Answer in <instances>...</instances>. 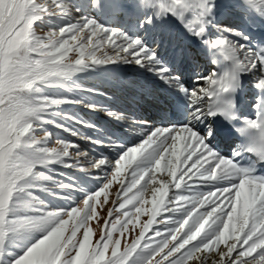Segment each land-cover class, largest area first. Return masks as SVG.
<instances>
[{"label": "snow or ice", "instance_id": "6c2138e0", "mask_svg": "<svg viewBox=\"0 0 264 264\" xmlns=\"http://www.w3.org/2000/svg\"><path fill=\"white\" fill-rule=\"evenodd\" d=\"M129 70L175 118L132 145L75 111L128 120L79 81ZM53 128L114 155L53 146ZM0 264H264V0H0Z\"/></svg>", "mask_w": 264, "mask_h": 264}, {"label": "bare ground", "instance_id": "6f19581e", "mask_svg": "<svg viewBox=\"0 0 264 264\" xmlns=\"http://www.w3.org/2000/svg\"><path fill=\"white\" fill-rule=\"evenodd\" d=\"M224 23L229 25H239L241 21L239 17L230 16L224 19ZM254 31L258 32L259 30L254 29ZM168 41L169 36L165 34V44L161 47V52L165 53L167 56L170 55L169 57H171L178 41L174 37L172 38L171 44H169ZM199 61L200 71L203 74H207L213 66L207 63L206 58L203 56L199 57ZM187 67V64L181 66L186 76L190 74L187 72ZM92 75H89V77ZM138 77L139 73L130 70L123 72L120 76V81H114L115 88H113V85L107 84L105 87L107 92L103 96V98L108 99L109 101L107 108L112 111L120 112L128 117V120L118 122L113 117L104 116V119H100L101 130L105 128L109 129L112 133H114V138H119L122 142L128 145L135 144L139 141L141 128L147 130L155 126L167 124L170 120L175 119L173 116L174 110L170 103L171 97L164 90V88L161 87L160 83H153L152 80L144 79L142 77L138 79ZM146 91H150L151 95L145 94ZM244 91H250L247 95L248 100L254 94V90L251 86L244 88ZM162 96L164 97L162 98ZM250 103L251 102H249V104ZM89 112L93 111L86 109V113ZM240 113L242 115L251 116L253 108L252 110H242ZM133 120H145L147 121V124L143 126L136 125L132 123ZM217 143L225 154L229 152L230 144H222L219 141H217ZM105 153H108V155H114V153H111L108 149L105 150Z\"/></svg>", "mask_w": 264, "mask_h": 264}, {"label": "rangeland", "instance_id": "374dc122", "mask_svg": "<svg viewBox=\"0 0 264 264\" xmlns=\"http://www.w3.org/2000/svg\"><path fill=\"white\" fill-rule=\"evenodd\" d=\"M79 82L83 83L85 86H88L91 84H96L100 91H105L106 90L105 87L107 86V84H109V85L111 84V85H113V88H115V85H114L115 82L114 81L105 82L102 80H98L96 78L95 74H93L90 77L88 76V78L86 80H81ZM106 92H107V90L105 91V94H106ZM91 98L96 100V101H99L100 103H103L105 105V107H108L107 106L109 104L108 99H105L103 97H98V96H93ZM75 111H76L77 115L80 116L81 119L96 123L99 127H100V123H101L100 119H104V116H108L106 112H89V113H86V108H83V107H78L77 109H75ZM74 126L79 130L81 136H84V135L95 136V135H97V133L94 130L88 129V128L84 127L83 125H74ZM52 131L54 133L53 146H54L55 138L60 137V138H63V139H66V140H69L73 143L78 144L80 146L81 151L89 153V157H91V155H93V154H99V152H101V151H103L105 155H108V153H105L106 149L97 148L96 146L92 145L90 141L82 139L81 136H72L70 133H66V132H63L62 130L54 129V128L52 129ZM94 149H95V152L93 151ZM61 170L64 172H67V173H72L75 175H81L80 173L76 172V170H73V169H61ZM92 186H94V182H93ZM118 187H119L118 185L113 186V189L111 190L112 195L110 196L109 205L105 206L103 209L98 208V213L101 217L106 218L107 207L112 206L111 202L116 199L115 193H116ZM146 219H147V217L142 218V220H146ZM92 227L96 231V236L94 237V241H95V239L98 238V236H99V229H98L95 222L92 223ZM137 232H138V229H137Z\"/></svg>", "mask_w": 264, "mask_h": 264}]
</instances>
